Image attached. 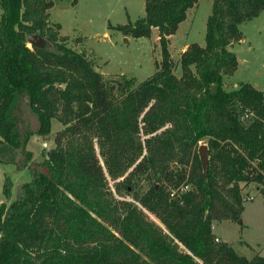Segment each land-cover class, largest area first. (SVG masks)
Returning a JSON list of instances; mask_svg holds the SVG:
<instances>
[{"label":"trees","instance_id":"1","mask_svg":"<svg viewBox=\"0 0 264 264\" xmlns=\"http://www.w3.org/2000/svg\"><path fill=\"white\" fill-rule=\"evenodd\" d=\"M197 2L143 0L142 18L112 26L132 37L158 33L156 70L134 83L104 79L67 46L48 23L51 0H0V163L29 171L13 200L0 202V264H264L210 228L239 219L240 190L264 183V95L248 82L223 84L237 67L229 45L238 26L264 0H211L203 46L185 47L176 77L168 35ZM28 35L40 44L27 47ZM52 119L61 125L53 147L31 164L26 142L48 137ZM179 185L188 188L169 195Z\"/></svg>","mask_w":264,"mask_h":264},{"label":"rangeland","instance_id":"2","mask_svg":"<svg viewBox=\"0 0 264 264\" xmlns=\"http://www.w3.org/2000/svg\"><path fill=\"white\" fill-rule=\"evenodd\" d=\"M51 1L53 6L46 9V12L52 30L65 39L67 46L75 51L84 52L91 60L94 70L101 72L104 79L120 80V76L123 75L124 78L139 83L156 70L155 62L160 58V50L155 28L150 31L152 33L148 37L123 35L112 28L114 25L132 23L142 18L143 0ZM210 5L211 0H201L188 10L186 20L178 28L179 34L172 38L170 46V41L167 45L173 62L172 71L176 77L180 76L177 61L181 53L177 48L186 37L188 41L200 44L204 42L203 26L206 16L210 13ZM54 24H58V27ZM238 28L241 30L239 40L242 39V31L246 40L232 42L229 45L233 46L239 63L235 73L224 76V88H235L232 82L236 84L240 81H255L264 91V11L257 17L242 22ZM26 44L31 48L28 41ZM50 125L48 137L31 136L26 142L27 148L32 152L31 164H37L43 153L53 147L52 136L61 125L54 119L50 120ZM5 178L9 184L8 198H4L1 193ZM28 180L29 171L26 167L17 169L11 161L7 164L0 163V202L8 205L15 197L19 185ZM108 183L112 190V181L108 180ZM140 183L143 189L145 183L143 181ZM255 187L260 189L259 184L250 182L240 190L242 195L248 193L252 198L244 200L243 212L239 219L217 221L212 225L215 234L234 248L237 254L244 257L255 254L264 256V203L261 191H255ZM174 189L171 188L170 192ZM148 215L152 221L158 223L154 216Z\"/></svg>","mask_w":264,"mask_h":264},{"label":"crops","instance_id":"3","mask_svg":"<svg viewBox=\"0 0 264 264\" xmlns=\"http://www.w3.org/2000/svg\"><path fill=\"white\" fill-rule=\"evenodd\" d=\"M200 1H201V0H198V2H200ZM198 2H197V3H198ZM197 3H196V4H197ZM192 7H193V6H192ZM192 7L186 9V12H185V13H186V17H185L184 21H185L186 18H187V14H188L187 12H188V10H190ZM263 11H264V10H262L261 12H263ZM261 12H260V13H261ZM260 13H259V14H260ZM259 14H258V15H259ZM258 15H257V16H258ZM184 21L180 22V23L177 25V27H176V29H175V32H174L173 34L168 35V42H167V45H168V43H169V41H170V43H169V46H170V45H171V40H172V38H174L175 36H177V35L179 34V31H178L179 29H178V28H179V26H180L181 24H183ZM240 24H241V23H240ZM240 24H239V25H240ZM238 27H239V26H238ZM203 28H204V26H203ZM153 29H154V28H151V30H153ZM238 29H239V28H238ZM151 30H150V31H151ZM204 31H205V30H204ZM240 31H241V30H240ZM151 33H152V32H151ZM151 33H150V34H151ZM243 35H244V33H243V31H242V39L239 40V42H242L243 40H246L245 35H244V37H243ZM156 38H158L157 35H156ZM156 38H155V41H156ZM176 38H177V37H176ZM173 40H174V39H173ZM191 42H192V41H188V40H187V37H186L183 41L180 42V46L177 48V49H178L177 51L182 53V52L185 50V47H186L189 43H191ZM195 43H196L197 45H199V46H203V41H202V44H200V43H198V42H195ZM229 48H230L232 51H233V49H234L233 46H230ZM238 63H239V58H238L237 55H236V66H237L236 69L238 68ZM236 69H235V71H234L233 73L236 72ZM233 73H232V74H233ZM232 74H231V75H232ZM231 75H230V76H231ZM248 82H249V84H252V86L255 87L256 89H258V90L260 89V90L262 91V93L264 94L263 88L260 87L258 83H256L255 81H248ZM232 83H233L235 86L237 85V84H235L234 82H232ZM35 137H36V136H35ZM214 222H217V221H216V220H213V221L211 222V227H210V228H211V230H212V234L214 235L215 240H217V241H219V240L222 241V240L219 238V236L216 235L215 232L213 231V227H212V225H213ZM223 242H225V241H223ZM247 258H250V257H247Z\"/></svg>","mask_w":264,"mask_h":264},{"label":"water","instance_id":"4","mask_svg":"<svg viewBox=\"0 0 264 264\" xmlns=\"http://www.w3.org/2000/svg\"><path fill=\"white\" fill-rule=\"evenodd\" d=\"M27 41L31 45H39L40 44V38H37L36 35H28ZM197 157L199 158L201 169L203 174H206L207 171V165H208V157H207V147L205 144H200L197 147ZM238 223L240 221L238 220Z\"/></svg>","mask_w":264,"mask_h":264},{"label":"built area","instance_id":"5","mask_svg":"<svg viewBox=\"0 0 264 264\" xmlns=\"http://www.w3.org/2000/svg\"><path fill=\"white\" fill-rule=\"evenodd\" d=\"M251 116H252L251 111H249V110L244 108V109L241 110V113L239 114V119L245 121L246 119L250 118ZM200 143H201V141L198 142V144H200ZM43 144L46 145L45 143H43ZM260 174H263V180H264V172L261 171ZM259 185H260V190L261 191L264 190V183L261 182V184H259ZM186 189H187V185H179L177 188H175L173 191H171L169 195H173V193L176 194V193H179V192H183ZM258 190H259V188L255 187V191H258ZM244 198L245 199H251L252 195L246 193Z\"/></svg>","mask_w":264,"mask_h":264}]
</instances>
